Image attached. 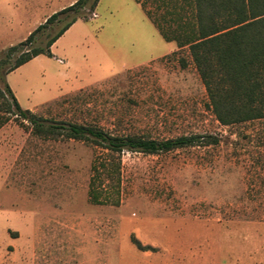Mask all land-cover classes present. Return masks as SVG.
<instances>
[{"label": "rangeland", "instance_id": "rangeland-1", "mask_svg": "<svg viewBox=\"0 0 264 264\" xmlns=\"http://www.w3.org/2000/svg\"><path fill=\"white\" fill-rule=\"evenodd\" d=\"M75 1L0 0V58ZM138 1L92 10L90 0L60 14L37 45L75 14L86 21L6 83L22 109L48 120L218 143L126 151L109 176L105 151L37 136L7 112L0 78V264H264V119L221 124L188 48L166 42L146 15L176 27L190 0Z\"/></svg>", "mask_w": 264, "mask_h": 264}, {"label": "trees", "instance_id": "trees-1", "mask_svg": "<svg viewBox=\"0 0 264 264\" xmlns=\"http://www.w3.org/2000/svg\"><path fill=\"white\" fill-rule=\"evenodd\" d=\"M89 1L76 0L53 13L24 40L8 47L4 57L0 58L3 92L11 101L6 103L7 112L14 111L16 116L26 120L31 133L37 136L81 141L105 151L109 163H101L100 166L109 176L118 174L119 155L126 151L158 154L217 144L218 139L210 134L182 135L162 140L136 134H113L95 124L48 120L19 106L5 81V75L40 54L51 56L53 43L78 19H86L75 14L41 45L36 44L38 33L60 14L76 13ZM97 2L91 0L92 10ZM187 3L190 12H185V22L176 27L156 23L154 18L146 15L166 42H174L177 48H188L205 86L208 105L221 124L264 119V0H190ZM15 54L17 56L11 62ZM97 168L95 166L94 170ZM92 196L96 198L97 194L93 193ZM136 244L141 248L139 243Z\"/></svg>", "mask_w": 264, "mask_h": 264}, {"label": "crops", "instance_id": "crops-1", "mask_svg": "<svg viewBox=\"0 0 264 264\" xmlns=\"http://www.w3.org/2000/svg\"><path fill=\"white\" fill-rule=\"evenodd\" d=\"M53 45H54V43H53ZM53 45L51 46V52H52V47H53ZM89 84H91V83H89ZM89 84H86V85H89ZM86 85H81V86H78L76 89H79V88H81V87H84V86H86Z\"/></svg>", "mask_w": 264, "mask_h": 264}]
</instances>
